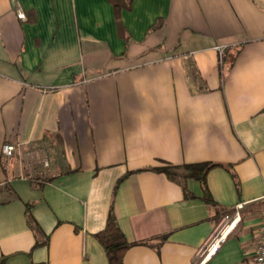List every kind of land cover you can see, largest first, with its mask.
Wrapping results in <instances>:
<instances>
[{
    "label": "crops",
    "instance_id": "0c3cea01",
    "mask_svg": "<svg viewBox=\"0 0 264 264\" xmlns=\"http://www.w3.org/2000/svg\"><path fill=\"white\" fill-rule=\"evenodd\" d=\"M157 17L164 40L148 50ZM200 162L219 164L211 206L182 167ZM166 165L172 178L152 169ZM263 195L264 0H0L1 264H108L94 234L111 203L133 242L121 264H191L242 203L206 263L238 264Z\"/></svg>",
    "mask_w": 264,
    "mask_h": 264
},
{
    "label": "trees",
    "instance_id": "16d2710c",
    "mask_svg": "<svg viewBox=\"0 0 264 264\" xmlns=\"http://www.w3.org/2000/svg\"><path fill=\"white\" fill-rule=\"evenodd\" d=\"M124 2H126V4H129L130 0H124ZM119 7L120 5L116 4V10ZM116 19L117 22L120 21L118 16ZM165 28H166V18L164 17H157L154 20V22L148 27L143 42L144 45L146 44L148 50H154L155 48L162 45V42L164 40ZM217 165L219 164H215L212 162H200V163L182 165V167L186 170L185 173L186 178H195L199 180L202 189L201 198L207 205L210 206L214 205V200L212 199V196L206 185V173L210 168ZM173 168L174 166L166 165L152 169L159 172H164L168 177L172 178ZM132 172L133 171L126 173L125 176ZM49 180H51V177L44 178V181H49ZM120 180L121 179H119L118 182ZM30 206H31L30 203H28L26 206V210H25L26 222L32 230L36 231L38 227L30 213ZM94 236L103 247L107 257L108 264H121L124 257V253L126 252L128 247L133 243L127 240L124 232L120 228L112 203L110 204V208L108 210L104 227L98 232H96ZM41 243L42 242L36 241L32 248H34L35 246ZM3 262H4V257L0 260V264Z\"/></svg>",
    "mask_w": 264,
    "mask_h": 264
},
{
    "label": "built area",
    "instance_id": "2783aa9c",
    "mask_svg": "<svg viewBox=\"0 0 264 264\" xmlns=\"http://www.w3.org/2000/svg\"><path fill=\"white\" fill-rule=\"evenodd\" d=\"M17 16L24 18L25 14L21 8L17 9ZM216 49L218 51V62L222 63L224 47L218 45L216 46ZM18 146L19 144H15L13 142H5L1 147V151L4 156L10 157L13 155ZM26 158L30 161H40L44 166L48 165V160L46 157L42 156L40 150L38 149L29 150L26 153ZM262 198L264 199V195ZM241 207L242 203H238L235 205L233 213L225 214L223 216V218L206 237L204 242L195 251L191 264H206L215 255L232 231L235 222L239 220V209ZM238 264H264V208L260 216L252 258L249 261H242Z\"/></svg>",
    "mask_w": 264,
    "mask_h": 264
}]
</instances>
